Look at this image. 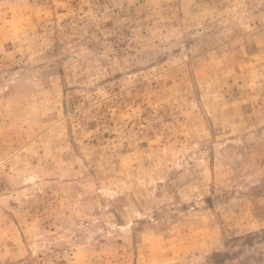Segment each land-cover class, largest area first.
Here are the masks:
<instances>
[{"label": "rangeland", "instance_id": "obj_1", "mask_svg": "<svg viewBox=\"0 0 264 264\" xmlns=\"http://www.w3.org/2000/svg\"><path fill=\"white\" fill-rule=\"evenodd\" d=\"M0 264H264V0H0Z\"/></svg>", "mask_w": 264, "mask_h": 264}]
</instances>
